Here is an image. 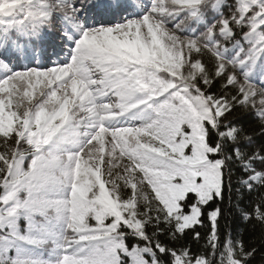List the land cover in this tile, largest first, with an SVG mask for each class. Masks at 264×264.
<instances>
[{
  "label": "snow or ice",
  "instance_id": "6c2138e0",
  "mask_svg": "<svg viewBox=\"0 0 264 264\" xmlns=\"http://www.w3.org/2000/svg\"><path fill=\"white\" fill-rule=\"evenodd\" d=\"M258 255L264 0H0V264Z\"/></svg>",
  "mask_w": 264,
  "mask_h": 264
},
{
  "label": "trees",
  "instance_id": "16d2710c",
  "mask_svg": "<svg viewBox=\"0 0 264 264\" xmlns=\"http://www.w3.org/2000/svg\"><path fill=\"white\" fill-rule=\"evenodd\" d=\"M233 116L237 119L242 120L243 124L245 126H255L252 119L247 117L246 114L241 113V112H236L233 114ZM260 141H258L259 143ZM239 176V173L234 172L233 176H232V184H233V189H232V201L233 204H235V201L238 198V194L236 193V187L237 185V178ZM229 191L227 189V187H225L224 190V201H223V206L227 209L228 208V202H229ZM217 203H219V201H217ZM205 223H207V221H205ZM220 225H221V233L222 235L227 232L228 230H231L233 232V234H236L238 232H242L243 233V239L247 242L248 240L254 239L255 238V234L251 233L248 229L247 226H244L239 220L236 219V214L234 211L229 212L226 211L224 216L220 219ZM199 231H201L202 233L204 232V229H198ZM188 242L192 244V247L195 249L196 248V243L191 241L190 237L187 238ZM201 244H203V241L200 242ZM253 264H261V260L259 255L256 257V260L253 262Z\"/></svg>",
  "mask_w": 264,
  "mask_h": 264
}]
</instances>
